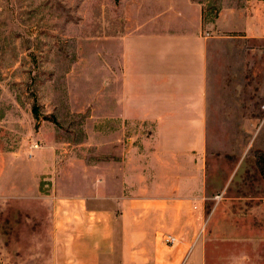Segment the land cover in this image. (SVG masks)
Masks as SVG:
<instances>
[{"label":"rangeland","instance_id":"374dc122","mask_svg":"<svg viewBox=\"0 0 264 264\" xmlns=\"http://www.w3.org/2000/svg\"><path fill=\"white\" fill-rule=\"evenodd\" d=\"M193 1L210 77L205 148L192 157L201 204L250 207L264 197V0ZM132 3L0 0V264H47L53 181L92 175L127 140L133 159L153 151L142 146L154 141L151 126L119 135L110 115L111 38L128 32ZM253 26L261 37L237 32ZM185 153L180 167L163 152L143 172L163 176L167 189L180 172L184 189L193 170Z\"/></svg>","mask_w":264,"mask_h":264},{"label":"crops","instance_id":"0c3cea01","mask_svg":"<svg viewBox=\"0 0 264 264\" xmlns=\"http://www.w3.org/2000/svg\"><path fill=\"white\" fill-rule=\"evenodd\" d=\"M132 4L125 16L128 32L111 38L110 115L119 135L130 124L151 126L154 141L143 140L142 146L153 145V151L133 159L127 140L92 175L53 181L46 199L47 264H264V197H253L250 207L223 201L206 210L201 204L192 160L204 150L207 134L210 77L201 5ZM237 32L263 35L256 26ZM163 152H173L179 167L183 152L191 157L184 189L180 172L168 189L163 176L143 172L159 166ZM201 227L206 234L200 237ZM166 236L176 242L166 245Z\"/></svg>","mask_w":264,"mask_h":264},{"label":"built area","instance_id":"2783aa9c","mask_svg":"<svg viewBox=\"0 0 264 264\" xmlns=\"http://www.w3.org/2000/svg\"><path fill=\"white\" fill-rule=\"evenodd\" d=\"M163 241L166 245H173L176 242V239L172 236H166Z\"/></svg>","mask_w":264,"mask_h":264}]
</instances>
